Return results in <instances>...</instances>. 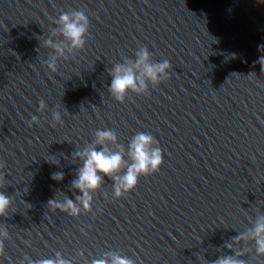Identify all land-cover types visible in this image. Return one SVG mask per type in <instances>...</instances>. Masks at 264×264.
<instances>
[{"label":"water","instance_id":"95a60500","mask_svg":"<svg viewBox=\"0 0 264 264\" xmlns=\"http://www.w3.org/2000/svg\"><path fill=\"white\" fill-rule=\"evenodd\" d=\"M74 10L87 15L90 36L81 51L65 48L52 72L44 42L63 40L56 21ZM142 47L153 63H171L170 78L118 102L109 71ZM262 56L264 0H0V190L13 201L0 217V239L9 233L0 264L56 252L72 264L113 252L135 264L234 255L225 244L264 215ZM57 110L63 123L53 127ZM107 129L126 150L137 133L155 137L159 172L121 199L105 177L93 211L78 217L48 207L81 194L71 188L81 166L73 153ZM235 248L264 264L254 242Z\"/></svg>","mask_w":264,"mask_h":264},{"label":"clouds","instance_id":"9594fccd","mask_svg":"<svg viewBox=\"0 0 264 264\" xmlns=\"http://www.w3.org/2000/svg\"><path fill=\"white\" fill-rule=\"evenodd\" d=\"M56 23L59 35L63 37V40L59 43L46 40L43 45L53 49L55 53L46 64L52 72L57 71L58 56H64L65 48L71 53L81 51L85 48L90 36V21L83 11L74 10L71 14L64 12ZM259 63L264 70V56L261 57ZM171 67L168 60L153 63L149 49L142 47L136 53L134 61L126 59L124 63H116L109 71L112 77L109 88L111 96L116 101L123 103L129 93L149 94V83L158 86L162 82H166L170 78L168 73ZM46 107L45 102L41 100L38 111ZM53 121V127L63 123L59 110L53 112ZM34 124H39L37 116L32 117L29 127ZM110 145H117V150H113ZM73 155L74 159L81 162V166L77 170V178L72 181L71 188L81 194L76 196L75 201L66 197L63 202L56 199L48 202V207L59 209L73 217H78L82 212L93 211V194L102 189L105 177L114 182V197L121 199L137 188L141 176L147 177L159 172L164 163V156L158 146V141L151 134L137 133L131 139L126 150L118 143V137L111 129L96 131L94 142L82 150L75 151ZM125 156L129 158L130 163L125 159ZM64 178L62 172L52 174L54 181L62 182ZM12 204V199L0 190V217L9 215ZM8 235L5 226L2 233L3 238L0 239V257H4V242ZM248 242H254L256 256L264 258V215L257 216L251 227L225 244V247L234 255L220 256L213 264H247L242 259L246 252L242 249L236 250L235 246ZM27 264H72V262L64 258L60 252H56L54 258L33 260L28 257ZM91 264H135V261L113 252L94 259Z\"/></svg>","mask_w":264,"mask_h":264}]
</instances>
